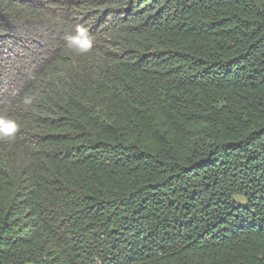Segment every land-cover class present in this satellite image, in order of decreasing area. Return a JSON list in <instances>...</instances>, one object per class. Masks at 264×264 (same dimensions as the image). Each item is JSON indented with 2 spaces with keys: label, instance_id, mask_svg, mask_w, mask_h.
Wrapping results in <instances>:
<instances>
[{
  "label": "trees",
  "instance_id": "1",
  "mask_svg": "<svg viewBox=\"0 0 264 264\" xmlns=\"http://www.w3.org/2000/svg\"><path fill=\"white\" fill-rule=\"evenodd\" d=\"M0 116V264H264V0H0Z\"/></svg>",
  "mask_w": 264,
  "mask_h": 264
},
{
  "label": "clouds",
  "instance_id": "2",
  "mask_svg": "<svg viewBox=\"0 0 264 264\" xmlns=\"http://www.w3.org/2000/svg\"><path fill=\"white\" fill-rule=\"evenodd\" d=\"M65 46L76 56H84L94 49L95 40L90 33L89 27L83 23L74 26L73 31L64 38ZM34 97L25 95L22 103L31 105ZM21 126L17 119L10 116H0V142L15 141Z\"/></svg>",
  "mask_w": 264,
  "mask_h": 264
},
{
  "label": "rangeland",
  "instance_id": "3",
  "mask_svg": "<svg viewBox=\"0 0 264 264\" xmlns=\"http://www.w3.org/2000/svg\"><path fill=\"white\" fill-rule=\"evenodd\" d=\"M6 62H7V64H8L9 66H11V64H12V61H11V60L7 59Z\"/></svg>",
  "mask_w": 264,
  "mask_h": 264
}]
</instances>
